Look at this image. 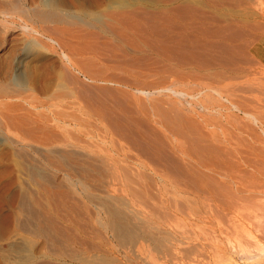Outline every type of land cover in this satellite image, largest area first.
<instances>
[{
  "label": "bare ground",
  "instance_id": "6f19581e",
  "mask_svg": "<svg viewBox=\"0 0 264 264\" xmlns=\"http://www.w3.org/2000/svg\"><path fill=\"white\" fill-rule=\"evenodd\" d=\"M49 1L52 0L47 3L53 4ZM158 2L159 6L152 8L106 11L101 21L96 20V25L89 21L90 18L84 17L81 14L83 12L78 14V9L82 7L76 10L78 13H72L75 10L60 9L41 0H0V53L3 54L7 49L15 50L23 41L24 44L27 43L25 41L30 44L32 41L45 51L47 49L48 53L55 54L56 58L53 59H57V62L54 64L57 63L59 69L56 72H60L57 73L60 77V84L56 83L57 90L52 87L54 90L46 99L32 106L28 104L35 97L31 93L21 96L16 94L14 97L13 92L9 94L5 86H0V124L18 128V142L37 150V153L41 152V161L45 164L63 171L64 176H71V179L79 175L83 180H93L91 182L99 184L100 191L97 194L93 190L98 195L95 196L82 187L83 193L85 190L89 195L83 194L86 200L82 198L83 204L78 205L81 196L77 191L80 196H76L78 200L70 198L71 190H62L60 184L53 187L40 185L47 198L57 200L60 209L62 206L69 207L71 203L68 208L71 213L64 210L68 215H63L66 213L56 207L59 215L52 204L55 214L48 215L51 206L50 211L43 212L46 229L63 237L62 244L56 241L58 249L64 244L78 247L83 255L66 253L61 247L53 258L55 260L44 256L31 264H114L115 259L125 260L121 264H147L152 258L148 252L149 255L144 254L146 246L149 248L151 245H146L148 240L152 242L158 239L157 235L163 236V233L165 240H160L162 244L158 251L161 256L156 255L152 247L149 249L155 253V260L163 258L167 264L175 263L182 259L179 255L180 258L176 260V242L183 236L187 237L184 234L186 231L176 226V222L192 220L201 223L206 219L218 218L217 223L221 224L220 219H226L231 221L229 235L230 229L242 224L236 225L235 221L243 222L244 217L258 219L254 208H264V197L260 194L264 180L258 176L261 173L264 179V160L260 159H264V154H261L264 153V148H261V144L264 145V8L257 7L258 1L257 5L252 0ZM225 6H240L246 11L243 17H236L229 14L233 9H226L230 11L225 13ZM95 43L98 45L94 47ZM95 52L103 54L101 56L106 57L108 65L117 60L118 66L112 62L111 68H119L120 64H124L120 72L116 73L117 76L111 71L113 73L110 75L106 73L104 77L101 73L103 76L100 77L98 73L101 69L94 66L93 69L97 68L99 72L90 69L89 66L95 64L89 65L93 57L97 56H94ZM29 58L26 53L20 54L14 69L18 71ZM108 65L107 68L110 67ZM107 70L102 72L105 74ZM74 71L82 75V79ZM105 82H113L119 88L114 89ZM73 95L80 99L86 98L82 100L89 101L91 105L93 102V106L96 105L95 110L92 108L94 112H91V107L89 112H85L84 107L79 108L84 111L82 115H79L81 111L78 114L74 112L72 107L78 102L74 99V102L67 101V97ZM14 98L19 101L12 102ZM76 99L79 100L78 97ZM72 102L76 104L72 105ZM39 108L43 109V113L37 111ZM116 158L122 162V158H133L138 162L132 167L129 163L120 164ZM138 158H146L149 163L145 164L147 160ZM167 175L170 177V187L161 186L165 190L159 185L156 187L157 181L165 178L167 182ZM121 177H124L125 183L120 181ZM64 178L62 181L65 182ZM117 181L125 184V188H116ZM81 183L83 185L84 181ZM152 184H156L155 189L151 188ZM93 188L96 187L92 186L91 190ZM121 188L130 192L134 200L140 199L146 211H138L139 208L137 210L133 205L135 201L132 203L128 198L124 199L125 196H120L122 192L121 195L127 193ZM116 189L120 190L119 195ZM72 191L74 193L75 189ZM85 201L88 204L94 202L92 205L95 207L90 210ZM0 219L7 221L10 216L4 215ZM244 222L250 226L248 220ZM253 222H250L251 225ZM171 223L178 228L176 230H184V235L178 231L181 237L175 238L174 232L177 231L166 228L169 225L171 227ZM245 224L241 225L242 228L238 226L241 229L237 234H244L246 229L244 232L242 229L246 227ZM135 226L139 228L137 237L133 229ZM222 226L224 224L219 225L218 231L222 232ZM97 227L110 233L119 246L132 242L127 246L128 250L113 245L107 233L104 238L105 234L101 230L99 235L104 236L100 244L84 239L93 235L100 239L95 236L99 232ZM201 233L204 234L203 231ZM212 234L214 232L208 239L211 237L218 245L219 237ZM191 242L195 243L194 240ZM183 243H179L178 252L182 248L180 253L192 245ZM197 245L195 247L199 249L201 244ZM213 245L210 246L215 249ZM211 247L209 259L213 254L214 264H228L229 256L225 253L217 259L222 248L216 246L212 253ZM196 248L187 249H191L192 254L193 249L198 250ZM197 253H200L199 250ZM184 256L183 259H186L187 256ZM93 258L99 262H94ZM17 261L7 264H18ZM157 261V264H161Z\"/></svg>",
  "mask_w": 264,
  "mask_h": 264
},
{
  "label": "rangeland",
  "instance_id": "374dc122",
  "mask_svg": "<svg viewBox=\"0 0 264 264\" xmlns=\"http://www.w3.org/2000/svg\"><path fill=\"white\" fill-rule=\"evenodd\" d=\"M21 1H23V0H21ZM41 1H43V3L44 2L47 3L48 0H41ZM55 1L56 0H52L51 1L53 4H49V3H47V4L51 5V6H56L58 8L61 7L60 9H62V8H64L65 10L68 9V11H71V12H72V10H75L72 13H78L79 12L78 14H80L81 12H83L81 14L84 15V17H86L88 19L90 18L89 21L91 20L90 21L91 23L93 21L92 24H94V23L96 24V22H97L96 20H100L101 21L102 15H104L106 13V11L107 12L108 11L117 12V11H122V10H129V9L136 8V7L152 8V7L159 6L158 0H57L58 3L55 2ZM252 1L256 2L257 5L259 3V5L257 7L261 6V7L264 8V5H263L264 3H262L263 0H261V2H259V0H256V1L252 0ZM257 1H258V3H257ZM260 3H262L263 6ZM57 5H59V6H57ZM79 7H80V9L82 7V9L79 10L78 9ZM239 7L240 6H238V7L235 6V8H232L231 6L230 7L225 6L224 10L226 12L225 11L224 12L228 13L231 9H233V10L230 11L229 14H232L233 16L236 15V17H240V16L243 17L244 16V11H246V10H243L242 7H240V8ZM77 9H78V12L76 11ZM226 9H230V10H228V12H227ZM239 9H241V10H239ZM232 11H233V13H232ZM241 11H242L243 14H241ZM238 14H241V15H238ZM96 25H98V24H96ZM21 43L18 45V47L15 48V50L11 49V51H10V50L7 49L8 52L5 51L3 54L0 53V56H1V58H0V60H1L0 67H2V68H0V86H2V87L5 86L6 87V91L8 90L10 92V93L8 92L9 94H11L12 92L15 93V94L12 93L13 96L16 95V94L21 96V95H26L28 93H31L35 97H33V99L31 101H29L28 104H29V106H32L34 103H36L38 101H41L43 99H46L50 95V93H52V90H54V89L57 90L58 86H56V85L60 84L59 83L60 82V77L58 76L57 73H60V72L59 71L56 72V70H59V69H57L58 64L57 63L54 64L55 62H57V59H53V58H56L55 54L48 53L47 49L45 51L44 48H42L39 45L37 46L36 45L37 43L32 42V41H31V44H30L29 41H25L26 44H24V41L21 42ZM96 45H98V44L95 43L94 47ZM23 46H25L26 48L23 47ZM20 47H22L23 49L20 48ZM16 49H17V51H16ZM12 51L16 52V53L18 52L17 53L18 55L16 53L13 54ZM46 52H47V54H46ZM19 53L20 54L26 53V54H28L30 56V58L27 59L26 62H24L22 64V67L18 70L19 71L18 72V71H16L14 69V66H15L14 64H15L16 59L20 55ZM99 53L95 52L94 56H96V54H97V56L93 57L92 63H90L89 65L93 64V62L95 64L89 66V67H91L90 69H92L93 71H95L97 69V68L93 69V66L94 67H98V69H101V70H99L100 73H98L100 77H102L103 75L105 77L106 73H109V75H110L113 72H115L113 74L115 76L116 73L120 72L119 69L121 68V65L124 66L123 63L120 64L121 62H119L120 65H119V68H117L118 65L116 64V62H118V61L117 60L115 62L112 61L113 64L115 63L114 65H117L116 67L112 66V68L113 67L115 68L113 70L111 68V63L112 62L110 63V61H109L110 64L108 65L106 57L101 56L103 54L100 55ZM9 55H11V57ZM12 56H13V60L11 59ZM100 56H101V58H100ZM33 57L35 58L34 60H33ZM47 57H49V58H47ZM9 58H10V60H9ZM99 58L104 60V61H102V60L100 61ZM51 59H53V60H51ZM94 60H96V62ZM97 62H99V63H97ZM104 62L105 63L107 62L106 64L108 66H110V67H108L110 70L106 67L107 65L105 66ZM98 64H100V65H98ZM102 65H103V67H102ZM100 66L102 68H99ZM104 67H106V68H104ZM4 68H6V69H4ZM5 70H7V71L5 72ZM103 70H107L108 72L105 71V74H104V72H102ZM8 71H9V73H7ZM96 71H98V70H96ZM111 71H113V72H111ZM16 72H17V74L15 75ZM3 73H4V75H3ZM101 73L103 75H100ZM74 74L78 75L79 79H82V75L78 74V72L74 71ZM108 76H106V77H108ZM86 82H88V81H86ZM105 84L107 86L109 85L112 88L114 87V89H115V87L119 88V87H117V84H115L113 82L112 83L105 82ZM52 87L54 89H52ZM49 89L51 90V92H50ZM46 92H47V95H46ZM14 97H16V96H14ZM77 97L79 98V100L82 102L83 105L81 104V102L79 100L77 101V99H76ZM72 99H74L76 101V103L78 102V104L77 105H73V104H76V103H73L74 100H72ZM82 99H86V98L81 97V99H80L79 96L75 97V95H73V97H71V96L67 97V101L68 100L69 101H73L72 102V105H73L72 108H74V109H72V110L74 112H77V114L80 111L81 112L79 113V115H82L81 113H84V111L87 112L86 110H88V112H89L90 111V107H91V112L92 111L94 112V110L96 109V105L93 106L94 105L93 102H92V105H91V103L89 101L88 102L86 101L87 99L85 101H83ZM13 100L14 101H12V102L19 101V99H15V98ZM84 102H86V103L84 104ZM78 105H81L82 107L78 106ZM85 105L88 107V109H86L87 107ZM79 108H83L84 111L82 109H79ZM92 108L93 109L95 108V109L93 110ZM37 111H40V112L43 113V109L42 108H39ZM44 111L46 112V110H44ZM19 137H20V131H19L18 128L10 127V126L7 127L5 125H1L0 124V218H1V216H4V215H9L10 216V219L7 220V221H3V220L0 219V264H7L8 262H15L17 260H18L17 261L18 264H20V262H21V264H31V263H34V262L40 260L41 258H45L44 256L48 257L52 261V260H55L53 258L55 257V254L61 249V247L63 248V250L66 253L74 252V254H75V252H77L78 254H81L80 253L81 251L80 252L78 251L79 250L78 247H76V248L75 247L72 248V246H70V247L68 246L67 247L65 244H64L65 247H63L64 245L63 246L61 245L60 248L58 249L59 245L57 244V242H60L62 244L63 237L56 236L55 234L50 233L48 228L46 229V226H45V223H44V216H43L44 213L43 212H45L46 210L50 211V206H51L50 204H52V206L53 205L55 206V207L53 206V208H55V210L57 209L56 207H58V209H60V207L57 205V202H56L57 200L47 198L48 197L47 194L44 192L43 189H41L40 185L44 184V185H47L48 187H53V186H56V185L60 184L62 190L66 191V192H69L71 190V193L69 194L70 198L74 197L76 199V196H78V197L81 196V198H79L80 200H78V197H77L76 200H78L77 201V203H79L78 205H82L83 204L82 202L84 201L86 196L89 195L88 193H92L93 192L94 194H91V195H95V192L97 191L96 193L100 194L99 184L97 182H91L93 180H91V181L88 180V179L83 180L82 178H80L79 175L78 176H74V178L72 177L73 181H71L72 180L70 178L71 176L70 177H66V176H64V174H63L64 172L63 171L56 170L55 168L50 167L49 165L45 164L44 161H41V159L43 160V155L39 154L41 152L37 153V150L35 151V149L33 150V148L21 145V143L18 142ZM262 147L264 148L263 144H261V148ZM260 151L262 152V150H260ZM261 154H264V153H261ZM261 156H263V155H261ZM34 159H36V160L38 159V161H36ZM116 159L118 160V162L120 164L121 163H123V164L129 163V165H131L132 167L136 166V163L138 162V161H136V159H133V158H122L123 162L121 161L120 158H116ZM124 159H126V160H124ZM138 159H140V158H138ZM144 159L147 160L146 158H142L140 160L144 161ZM260 159L264 160L262 157H260ZM125 161H127V162H125ZM148 163H149L148 160L145 161V164H148ZM45 165H47L48 167H46ZM43 169H45V171H43ZM48 170L49 171H53V173L55 175L53 173L49 172ZM131 171H133V170H131ZM56 172H57V174H56ZM47 173H49V174H47ZM61 175H62L63 178L66 177V178H64L65 182L62 181L63 178H61ZM260 175H261V173L258 174V176L260 177V180H264L262 178L263 176H260ZM78 177H79V179H78ZM76 179H78V181ZM80 179H82L81 180L82 182L84 181L83 185H82ZM163 180L157 181V183H156L157 185L156 184L155 185H156V187L159 185L158 187H160L161 189L165 190V188H169L170 187V185H169L170 177L167 175V182H166L165 178ZM85 181H86V183H85ZM120 181L121 182L123 181V183H125L124 177H121ZM69 182L70 183L74 182V183L70 184ZM75 182L79 183V184H76ZM80 183H81V185H80ZM119 183L120 182L117 181L116 184H118V185H116V188L118 186H119V189H120V187H123V186H124L123 188H125V184L121 183L122 184L121 185ZM263 183H262V186H263ZM69 184L71 186H74L73 187L75 189L74 193L72 191L73 188H71V186ZM86 184H89V185H86ZM94 184H97L98 186L94 185ZM90 185H91V187L89 188L88 186H90ZM152 185H151V188L155 186V185H153V186ZM75 186H77V187H75ZM92 186L96 187V188L95 189L93 188L91 190ZM161 186H166V187L162 188ZM262 186L260 188H262ZM82 187H83V189L87 190L88 193L85 190H84L85 193H83ZM77 188L78 189L80 188L82 191L78 190ZM123 188H121L122 191L126 190V189L123 190ZM137 188L140 189L139 186ZM88 189H89V191H88ZM119 189H116V194H118V195L120 194V190ZM154 189H155V187H154ZM117 190L119 191V193L117 192ZM262 190H264V187L262 188ZM262 190H261L260 194H261V197L263 198L264 197L263 196L264 191H262ZM76 191L80 194V196L77 195ZM126 192H125L126 194L124 193L125 195H121V194H123V192H122L120 194V196H122V197L125 196L123 198L126 199V200L129 199L128 201H130V202L132 201V203L135 201L133 203V205H135V208L137 210L139 208L138 211H140V209L141 210L145 209L142 206V204L140 203V199L138 198L139 196L137 197L139 199L137 201V200H134L133 198H131L132 194H129L130 192H128V191H126ZM262 192H263V194H262ZM83 194L86 195V196L82 197V196H84ZM97 194L95 196H98ZM133 197H134V194H133ZM261 197H260V199L259 198H257V199H259L261 201V199H262ZM82 198H83V201H82ZM130 198H131V200H130ZM63 200H64V198H63ZM48 201H49V203H48ZM85 202L88 205V207L90 206L89 209L90 208L93 209L95 207L94 205H92V204H94V202L93 203L89 202L90 204H88L87 201H85ZM135 203H140V204L136 205ZM258 204H260V203L257 202V206H259ZM69 205L71 206V203H69L68 206ZM52 206H51V211L48 213V215L53 213L52 212L53 211L52 210ZM70 206L69 207L65 206L66 208L64 206H62L60 211L64 212V210H65V211H69V213H71V211L68 209V208H70ZM136 206H138V207H136ZM141 206H142V208H141ZM63 207H64V209L62 211ZM257 208H259V207H257ZM58 209L56 210L57 213L59 212ZM92 209H90V210H92ZM262 209H264V208H262ZM262 209H257L256 210L254 208L255 213L257 211L256 215H258V217H257L258 219H256L255 217L254 218L252 217L253 219L252 218L245 219V217H244V220L245 221L248 220L249 224L248 223L247 224L250 225V226H247L245 224L246 222H244V220H243V222H242V220L241 221L240 220L239 221H235L236 225H237V223L239 224L240 222L243 225L244 224L246 225V227H244L242 229L243 232H244V229H246L244 234L240 232V234H242L243 238L241 237L240 234H237V233H239V228L240 227L242 228V226H243L242 224H241L242 226L239 224L240 227H238L239 225H237L235 228L232 227L233 229H230V231L231 230L232 231L231 232L229 231V235H228V230H229V228H231L230 227L231 221L229 222L226 219H225V221L223 219H220L221 220V222H220L221 224H218L219 223L218 222L219 221L218 218L206 219L205 221H203L201 223L200 222H194L192 220L191 221H189V220L186 221L185 220V221H183V223L180 221V223L178 222V224H177V222L176 223L174 222L176 224V226L178 225V227L181 228V229L183 227V229L186 231V233L188 232L187 234L184 232V234L187 237L183 236L184 235L183 234L184 230H182V231H181V229L176 230L177 227L175 228V226H174L175 224L172 225L173 223H171V227L169 225L166 228H169L170 230L172 229L173 231H177V232H174V234H176L175 238H177V237L179 238V237H181V234H183L182 236L184 238H188V240H191V241L194 240V242H195V243L192 244L191 241L189 242L188 240H185L184 238H180L181 240L179 239L181 242L180 241L176 242V243H178V244H176V246L179 247V248L177 247V249H176V251H177L176 253H178L177 254L178 257L176 255V260L179 259L180 257H182V259L180 258L179 260H177L178 262L176 261L177 264L180 263L179 261H181V264H187V263L188 264H206V263L208 264L209 262H210L209 264H211V262H213V259L215 258V255L212 254V258L209 259V255H211V250L209 251V248L211 247L210 245H213V243H214L213 240L214 239H211V237L208 239V237L211 236L210 234L213 233V232H214V235L213 234L212 235L214 237L215 236L219 237V239H220L219 240L217 238L218 239L217 241H219V242H217L218 245H216V243H214L213 246L215 247V249H216V246H217L218 249L222 248V249H220L221 252L219 251L220 252L219 257L218 258L216 257L217 259H220L223 256L222 254L225 253L226 255L229 256V257L227 256L228 257L227 258L228 259V264H264V238H263L264 237V230H263V228H264V211ZM258 210H260V211H258ZM145 211H146V209H145ZM252 211H253V209H252ZM64 213H66V212H64ZM69 213L67 212L66 214H63V215H68ZM53 214H55V213H53ZM82 214H84V213H82ZM59 215H61V214H59ZM212 219H214V220H212ZM249 220L255 221V222H253L254 223V227L252 226L253 223L251 225V223H250L251 221H249ZM56 221L59 222V220H56ZM192 222H194V223H192ZM59 223H61V222H59ZM235 223H233L234 226H235ZM255 223L259 224L258 226H261V225L262 226L258 227ZM62 224L65 225V223H62ZM195 224H196V226H195ZM223 224H224V226H222V232H223L222 233L221 231H218L219 230L218 227H219V225L221 226ZM135 227H133V229L136 230V233H137L139 228L136 227L137 228L136 229ZM216 227H217V229H216ZM97 228L99 229V227H97ZM247 228H248V230L250 229L251 231L250 230L248 231ZM259 228L261 229V232H260ZM199 229H200V232H199ZM100 230L102 231V234L104 232L105 236L104 235L103 236L105 238L107 232H106V230L104 228L103 229L100 228L98 230L99 231L98 232V236H97V234L95 235L96 237H99L100 239L95 238L94 235L92 237H84V239L87 238L88 241L91 239L92 240V241L90 240L91 242L94 241L93 243H95V241H96V244L97 243L100 244L101 241L103 240L102 239L103 236L99 235ZM178 231H181L180 232L181 234L178 233ZM202 231L206 235L205 237H204V234L201 233ZM208 231H210L211 233H209ZM217 232H219V233H217ZM234 232L235 233L237 232L236 233L237 236L235 235ZM247 232L248 233L252 232V233L251 234L249 233V236H248ZM245 233H246V235H245ZM138 234L139 233L136 234V237L138 236ZM262 234H263V237H262ZM164 235H165L164 233H163V236H162V234L161 235H157L158 236V239H156L157 241L155 239H153V241L151 240L152 242H150V239H149L148 242H147L148 244H146V245H150V243H151L149 248L151 249V247H152V250H154V252L155 251L157 252L156 255H160L159 252H158L159 251V245L162 244V242L160 240H162V241L165 240ZM178 235H180V236H178ZM159 236L160 237L162 236V237L160 238ZM213 236H212V238H214ZM250 236H252V237H250ZM107 237H109L108 239H110V241H111V243L113 245L118 246V248H120L121 250H122V248L123 249L124 248L127 249V246L128 247L130 246L129 243H132V242L128 243L126 241L128 244L124 243L125 246L124 245L123 246H119L117 244L118 241L116 239L112 238L110 233L109 234L107 233ZM220 237H222V239ZM203 238H206V240L203 239ZM235 238H237V239H235ZM244 238H246V239H244ZM154 240H155V242H154ZM208 240H210V241L212 240L213 243L212 242L210 243V241H208ZM249 240H250V242H249ZM153 242H154V244H153ZM183 242L185 244H190L191 243L192 245H189L188 246L189 248L190 247L191 248H193V247L196 248V247L199 246L197 244H201L199 249L196 248V249L199 250L200 253H197L198 250L193 249L195 252L197 251L196 252V257H195L194 251L192 253L193 256H190L189 253L191 254L192 250L191 249H187L188 247H186V245H185L186 248L183 250V252L185 254L187 253V255L192 257V258H190L189 256L186 255L187 256V258H186V256L183 255L184 254L183 252L180 253L182 248H181L180 252H178L179 249H180L179 243H183ZM202 242H204V243H202ZM156 243L158 244L157 246H155ZM203 244H205V245H203ZM207 244H208V246H207L208 248L205 247ZM222 244L224 245V247L222 246ZM246 244H248L247 245L248 248L246 247ZM152 245H154V246H152ZM149 248H148V246H146V251H145L144 254H147V255L150 254V257H152L151 260L152 259L153 260H152V263H151V260H149L150 262L148 261L147 264H150V263L154 264L155 261L158 263L157 260H159V262L161 264H163V262L166 263V261L163 258L162 259H157L156 258L157 260H155L154 258L156 257V255H155L156 252L155 253L152 252V250H150ZM147 249L150 250V251H148ZM211 249H212V247H211ZM213 249H212V253L215 250V249L214 250ZM245 249H246V251H245ZM75 250H77V251H75ZM146 252H148L149 254L146 253ZM181 254L186 259H183V256ZM81 255H83V253ZM81 255H78V256H81ZM179 255H180V257H179ZM224 257H226V256H224ZM97 258H99V257H97ZM97 258H95V260H97V261H95L94 258H93V261L94 262H99ZM194 258H195V260H194ZM202 258H203V260H201ZM66 260H68V258H66ZM99 260H100V258H99ZM113 260L114 259H112V261ZM116 260L117 259H115L114 264L115 263L117 264L119 262L121 264L122 262L125 261V260H121V261H116ZM161 260H162V262H161ZM175 263L168 262V264H175ZM213 264H214V262H213Z\"/></svg>",
  "mask_w": 264,
  "mask_h": 264
}]
</instances>
